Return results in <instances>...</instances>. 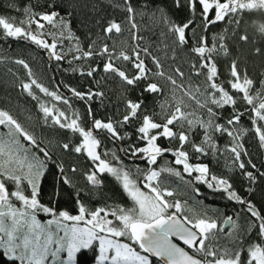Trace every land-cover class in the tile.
Instances as JSON below:
<instances>
[{
	"label": "snow or ice",
	"instance_id": "1",
	"mask_svg": "<svg viewBox=\"0 0 264 264\" xmlns=\"http://www.w3.org/2000/svg\"><path fill=\"white\" fill-rule=\"evenodd\" d=\"M6 4L0 41L35 45L96 85L118 78L122 90L119 115L97 118L92 104L105 106L102 87L66 84L69 97L60 84L46 86L27 60L12 61L26 72L19 88L38 116L0 107V256L10 264H81L87 253L94 264H264V159L245 143L251 134L264 149V19H251L264 18V0ZM125 33L130 44L117 42ZM237 43L251 46V63L235 52ZM257 59L262 70L253 76ZM72 98L86 113L73 109ZM121 152L145 167L134 173ZM166 156L172 159L161 165ZM213 160L227 171H214ZM105 174L130 206L107 203ZM164 174L238 208L221 213L222 222L197 212L175 198ZM96 196L104 203L92 207Z\"/></svg>",
	"mask_w": 264,
	"mask_h": 264
},
{
	"label": "trees",
	"instance_id": "2",
	"mask_svg": "<svg viewBox=\"0 0 264 264\" xmlns=\"http://www.w3.org/2000/svg\"><path fill=\"white\" fill-rule=\"evenodd\" d=\"M9 10L7 9L6 0H0V13H7ZM15 15V13H11ZM115 15L119 16L120 14L117 12ZM249 19L246 16V20ZM251 19H264L259 17L256 14H252ZM250 22V20H249ZM142 27L148 25V21L145 19L141 22ZM220 26H217L215 30H219ZM212 31V30H210ZM251 31V29H249ZM147 34V33H145ZM123 39L126 43H131V38L128 33H125L123 37L118 38V41ZM67 45V41L65 42ZM251 46H243L237 43L235 52L241 57V59L248 58L249 56V48ZM0 57H4L3 62H0V107L10 108L14 112L18 109L23 110L27 109L28 113H31L33 117V121L36 120L38 116L37 109L35 107V101H32L31 98L24 95L20 88L19 83L21 80H26V72L25 70L19 66L14 64L12 61L16 58H23L27 60L31 67L33 68L34 73L37 77L49 87H54L56 84L61 85V92L65 95L71 97V93L67 91L64 85H71L72 87H76L78 90L86 91L89 87L96 88L102 87L106 92V101L105 106H100L99 102H93L92 107L97 118H103L105 116H114L119 115L116 110V106L120 103L119 93L122 90L121 83L118 78L108 79L102 85H96L92 79L81 77L78 73H73L70 70L64 71V69H68L69 65L64 62L61 67H57V63L55 61L49 60L46 53L40 49H38L35 45L26 42H14V41H0ZM221 71L225 73L227 71V58H221ZM261 61L257 59L255 61V66L249 67V74L256 75L261 69L260 67ZM54 77V78H53ZM99 78V77H97ZM136 93L133 92L132 96L135 98ZM72 107L73 109L79 111L81 114L86 113V105L82 101H78L75 98H72ZM87 120V117H84ZM27 123V122H26ZM38 135L41 133V129L38 126H35L34 129ZM131 130V129H129ZM51 138V137H49ZM161 143H164L161 141ZM246 147L249 148L251 154L257 159H264V149L259 148L257 141L251 137L245 140ZM105 146L107 148L114 149L115 146L111 142H105ZM124 147H127V142L124 143ZM121 159L124 163L132 169L135 173L137 170V166L140 169L145 167L143 161L138 159H130L126 157L122 152L119 153ZM70 161H75L79 163L82 169H87L90 167V162L82 157H71ZM171 156H166L164 161H160L161 165L164 164L165 161L171 160ZM212 168L216 172H226L223 160L220 164H217L215 160L212 161ZM163 178L167 181V186L176 190V199H180L181 201H187V205L190 208L195 209L197 212L207 211L208 215L217 216L220 218V221H223V217L221 213L232 214L237 210L238 206L230 203L228 200L222 198L221 194H213L209 189H207L203 185H195L196 188L200 189V194H197L192 186H185L181 183L180 179L174 176H169L164 174ZM105 188L107 196L111 199L107 201V203H121L125 206H130L131 202L128 198L123 194L120 186L114 181L113 178L107 176L105 174ZM237 186H239V181L237 182ZM51 191V188L48 189ZM104 201L96 196L93 198L91 206L97 207L102 206ZM69 210L75 213L74 206L69 207ZM41 219H44L41 217ZM244 213H240L239 223L242 225L245 223ZM220 244H226L227 240L224 237H221L219 240ZM93 254L87 253L82 257L81 264H94ZM0 264H10L7 260V257L0 256ZM155 264V261H154Z\"/></svg>",
	"mask_w": 264,
	"mask_h": 264
},
{
	"label": "water",
	"instance_id": "3",
	"mask_svg": "<svg viewBox=\"0 0 264 264\" xmlns=\"http://www.w3.org/2000/svg\"><path fill=\"white\" fill-rule=\"evenodd\" d=\"M227 230V229H226Z\"/></svg>",
	"mask_w": 264,
	"mask_h": 264
}]
</instances>
